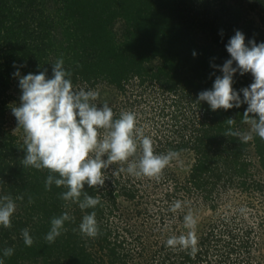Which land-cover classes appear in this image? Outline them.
Masks as SVG:
<instances>
[{
	"label": "trees",
	"instance_id": "1",
	"mask_svg": "<svg viewBox=\"0 0 264 264\" xmlns=\"http://www.w3.org/2000/svg\"><path fill=\"white\" fill-rule=\"evenodd\" d=\"M257 8L264 12V0H0V198L11 196L16 203L12 226H0L4 264H253L249 256L257 235L264 232V216H257L258 232L254 222L217 210L235 191L264 197V140L253 133L245 144L224 135L229 117L235 119L233 130L243 132L249 125L243 122L246 103L213 111L197 98L222 75L212 65L231 58L226 44L236 30L244 33L246 44L252 39L264 42V26L249 17ZM260 19L264 23V15ZM61 57L77 90L105 85L126 93L135 84L163 92L161 112L170 117L154 124V132L143 131L157 154L175 150L180 156L188 154L191 163L187 170L175 161L164 169L162 177L171 186L162 197H151L149 184H143L146 177L120 172L113 164L105 170L102 187L85 184V191L99 196L100 204L81 210L78 203L60 199L65 188L53 184L45 189L47 169L22 166L23 139L7 126L16 99L11 89L19 80L13 74L47 70L51 78L52 62ZM252 82L251 73L237 72L233 88L239 92ZM240 96L242 100V92ZM180 97H186L189 109L180 106ZM94 103L101 107L104 102ZM168 107L172 110L165 113ZM115 114L118 118L120 113ZM152 183L160 185L157 179ZM29 196L34 203H28ZM150 197L159 204L157 230L155 224L146 228L137 220L142 214L153 220ZM125 200L129 204L124 205ZM175 200L186 202L183 211L169 210ZM189 209L201 217L195 255L166 245L170 236L186 234L183 217ZM206 209L212 214L203 216ZM123 210L128 211L125 220L117 212ZM93 211L99 234L88 237L79 225ZM64 212L72 219L49 244L44 237L51 219ZM24 228L34 239L31 247L24 243ZM7 247L14 254L5 258Z\"/></svg>",
	"mask_w": 264,
	"mask_h": 264
},
{
	"label": "clouds",
	"instance_id": "2",
	"mask_svg": "<svg viewBox=\"0 0 264 264\" xmlns=\"http://www.w3.org/2000/svg\"><path fill=\"white\" fill-rule=\"evenodd\" d=\"M226 50L231 58L223 65H212L219 68L222 75L215 77L211 89L198 94L197 101H206L213 111L228 110L246 103L243 122L251 126L250 131L233 130L231 126L235 119L229 117L225 120L229 127L224 135L236 137L245 144L253 139L252 133L264 140V42L257 43L252 39L246 44L244 33L236 30L226 44ZM52 63L51 78L47 76V70L26 75L17 70L13 74L19 77L21 95L19 104L11 109L17 128H22L25 134L23 149L26 154L21 164L48 170L46 190L55 184L66 189L59 194L60 199L78 203L81 210L95 208L100 204V197L89 195L85 184L89 188L102 187L106 180L105 170L110 165H126L119 171L137 178L158 180L166 167L173 161H179L180 154L175 150L155 152L153 140L138 126L135 112L124 110L115 118L116 114L107 102L101 107L94 103L99 99V91L73 87L72 71L65 68L63 57ZM237 72L240 75L251 73L253 77V82L239 92L233 88ZM240 92L243 93L242 100ZM28 203H34L31 196ZM185 203L175 200L169 210L173 213L183 211ZM15 211L16 203L11 196L0 198V226L10 228ZM246 211V208L240 209L241 213L246 214ZM71 219L67 212L53 217L50 231L44 239L49 244L54 243L64 230L65 221ZM183 224L186 234L170 236L166 245L190 249L195 255L198 250V219L190 209L183 217ZM79 229L88 237L99 234L95 211L83 216ZM21 234L25 245L31 247L34 239L29 229H22ZM13 254V248L3 249V257ZM0 264H4L3 258H0Z\"/></svg>",
	"mask_w": 264,
	"mask_h": 264
},
{
	"label": "rangeland",
	"instance_id": "3",
	"mask_svg": "<svg viewBox=\"0 0 264 264\" xmlns=\"http://www.w3.org/2000/svg\"><path fill=\"white\" fill-rule=\"evenodd\" d=\"M262 15H264V12H261L257 8L254 11L250 12L249 17L252 18L257 24H262L264 26V23H262L261 19H260ZM118 25H119V23H118ZM93 90H96L99 92H101L103 90L102 94L99 96L100 99L97 100L96 102H99V101L107 102L109 107H111L113 109L114 113H117V112L120 113L121 111H124V110H130V111L135 112L136 116H137L138 126L142 129L146 130V132L147 131L148 132H150V131L154 132L155 131V129L153 128L154 124H156V123L161 124L162 119L166 120L167 118L170 117V116H166V117L163 116V113L161 112L162 107L165 105V103H164L165 95L163 94V92L161 90L158 89V87H154L152 85H147L146 88H143L141 86H137L134 84L133 86L130 85L129 88L127 89L126 93H124V92L117 91L113 87H109V86L105 87V85L104 86L100 85L99 87H97L96 89H93ZM11 91H12L13 95L16 97V99L15 100L13 99L11 101V108H10V111L8 113V116H7V126L9 128H11L13 130V132L18 134L20 138L24 139L25 134L23 132V129L17 128V120L11 111L12 107H15L19 104V98L21 95V89L19 88V80H16L15 84H13ZM180 99H182V101L180 102V106L181 107L186 106L185 108L189 109L185 103L186 97H180ZM167 106H170V105L168 104ZM169 109L172 110V108L168 107V109L165 111V113L170 112ZM250 127L251 126L248 125L244 129L243 132L250 131ZM252 135H253V133H252ZM251 148H252V150H254L253 147H251ZM104 158L106 159L107 157L105 156ZM190 161H191V159H190V156L188 154H181V156H179V161H175V165L181 167V169H183V170H187L190 166V163H191ZM256 162H257V159H256ZM114 165H117L118 170H119V168H121V166H123L121 164H114ZM114 165H112V166H114ZM258 169H260V168H258ZM165 172H167V170ZM263 176H264V173H263ZM148 179L145 178L143 184L144 185L149 184V186L147 188L151 192L153 191V194L151 195V197H153L155 199L162 197L164 191L169 186H171V182L165 181L162 176L158 179V182H160L159 186L154 185L155 183H152V179H151V182L148 183V181H147ZM152 186L153 187L155 186V187L153 188ZM248 194L249 193H246V194L242 193L241 194L239 191H235L234 194L231 193L229 195V199H228L229 201L227 203L225 202L223 204V206H221L217 210V212L223 213V215L227 214L228 217L231 215H234V217L237 216L238 220L241 218L244 220L246 219V221L251 222V223L254 222V224H256L255 225L256 230H258V232H259L260 227H258V224H257L259 218H257V216H259V214L264 216V197L259 196V194H257V195L255 194L252 198ZM151 197H150V204L149 203L148 204H149V209H150L149 211L152 210L155 214V216H152L153 220H151L149 217L147 218L146 215H144V214H142V216H140L139 219H137V220H138L139 225H144L146 228H150V227H152V225L155 224L156 226L155 225L154 226L157 230V228H159V226H160V223H158L156 221V220H159V218L157 216L155 208H156V205H159V204L154 202V199ZM123 204L124 205L129 204V201L125 200ZM241 208H246V210H247L246 214L240 212ZM128 211H131V209ZM128 211L123 210L124 213L122 211H117V212L121 215V218L124 219V217H126L124 214L127 213ZM205 214L207 216L211 215L212 210L206 209L204 211L203 216ZM239 214H242V216H244V218L240 217ZM117 217H119V216H117ZM156 217H157V219H154ZM115 219H118V218H115ZM199 219H201V217H199ZM130 223L134 224V221H130ZM135 224H136V222H135ZM166 232H167V230H166ZM257 236H258V238L255 239V244H253V246H252V250H251L252 254H250L249 259H250V262H253V264H255V261L259 262V259H261L263 262L262 264H264V232L261 234V236H260V234ZM154 238L155 237H153L151 240H154ZM256 242H257V244H256ZM246 259H248V258H246Z\"/></svg>",
	"mask_w": 264,
	"mask_h": 264
}]
</instances>
